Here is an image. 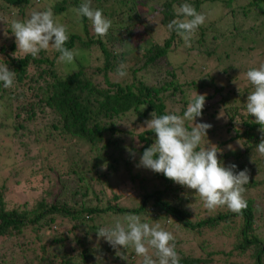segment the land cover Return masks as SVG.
Segmentation results:
<instances>
[{"label":"trees","instance_id":"1","mask_svg":"<svg viewBox=\"0 0 264 264\" xmlns=\"http://www.w3.org/2000/svg\"><path fill=\"white\" fill-rule=\"evenodd\" d=\"M83 2L0 0V17L9 24L13 19H27L38 7H51L67 27L65 47L98 50V63L79 62L76 69L64 71L55 50H42L35 58L26 56L0 34V66L16 73L14 87L6 89L0 83V110L5 111L0 127L11 131L23 149L36 144L42 161H47L43 192L32 204L9 202L7 183L0 186V264H141L142 258L131 248L120 249L127 260L122 259L96 232L128 213L139 215L142 222L160 223L165 230L179 229L198 237L215 229L220 235L213 242L232 241L217 248L205 239L196 254L177 249L183 241L175 238L180 264H264V222L256 213L257 198L246 196L247 207L240 213L225 207L212 216L191 218L193 213L181 198L185 187L137 167L155 134L134 129L151 119L154 111L182 115L192 94L205 95L202 116L195 121L211 125L209 140L202 146L212 144L220 128L234 132L216 144L218 157L227 167L236 165L237 174L247 169L249 182L243 195L260 188L258 198L264 200V157L256 152L261 126L246 111L253 86L239 84V91L238 85L230 87L229 78L219 84L214 76L201 81L181 76L196 71L197 55L217 54L233 36L250 38L251 54L257 50L256 42L264 41V0H88L112 21L104 37L94 34L86 17L77 19L73 9ZM183 3L203 14L217 12L198 28L191 46L167 28L178 18L173 5ZM183 49L189 55L177 62ZM120 63L127 65L124 78L117 76ZM28 80L37 81V86H28ZM195 123L186 121V126ZM215 124L220 128H214ZM129 135L126 143L124 137ZM229 140L237 141L238 147L228 148ZM120 172L123 180L113 182ZM46 230L50 235L42 238Z\"/></svg>","mask_w":264,"mask_h":264},{"label":"clouds","instance_id":"2","mask_svg":"<svg viewBox=\"0 0 264 264\" xmlns=\"http://www.w3.org/2000/svg\"><path fill=\"white\" fill-rule=\"evenodd\" d=\"M173 10L178 18L171 20L167 28L174 30L186 46H191V40L205 23L206 16L189 3L173 5ZM73 12L77 19L86 17L90 21L96 36H106L111 28L112 21L104 16L102 10L93 9L88 0ZM0 21L5 22L8 28L10 26L15 36L16 52L35 58L42 50L51 48L60 53L58 62H74V52L65 47L69 39L67 27L59 22L51 7L33 11L23 21L13 19L9 24L5 17H0ZM4 35H8L7 30ZM126 69L127 65L120 63L117 76L124 78ZM15 76L16 73L7 65L0 66V83L4 88L14 87ZM246 78L253 86L247 95L246 111L261 126L262 137L256 145V152L264 157V65L247 71ZM205 102L206 96L196 91L189 98L182 115L151 113L152 118L144 123L145 128L155 134V141L143 151L137 167L163 174L176 184L194 190L195 197L210 213L225 207L233 213H240L247 207L243 194L244 186L249 182L248 171L245 169L237 174L234 172L236 165L225 167L220 161L216 145L202 146L211 125L195 121L202 116ZM186 121H194L195 126L187 127ZM105 168L103 165L102 170ZM189 207L192 208L191 205ZM96 232L98 238L108 242L122 259L127 260L120 249L131 248L137 257L142 258L141 264H180L175 236L160 223L142 222L139 215L128 213L117 218L110 227H100Z\"/></svg>","mask_w":264,"mask_h":264},{"label":"rangeland","instance_id":"3","mask_svg":"<svg viewBox=\"0 0 264 264\" xmlns=\"http://www.w3.org/2000/svg\"><path fill=\"white\" fill-rule=\"evenodd\" d=\"M37 10L44 9L38 7ZM216 13L217 12L215 10L211 12H204V15L206 18L209 16L210 19H213ZM6 30L8 32L7 36L4 35ZM0 34L4 35V37H9L8 39L15 42V36L8 31V26L3 21H0ZM256 39L258 41V38ZM227 43L228 46L225 45V47H220L217 54L214 53L212 56H208L204 52L199 55L195 54V52H191L193 56L197 55V57L200 59V65L197 66L196 71L190 70L188 71V74L182 73L181 76L187 81L191 79H196L198 81H201L202 79L208 80L210 76H214L219 84H222L223 78H229V82L226 81L225 84L228 82L230 87H234L239 84L246 86V84L249 82L246 78L247 71L252 69V66L254 65H257V68H259L261 65H264V41H262V43L256 42V47L258 46V49L255 51L253 50L252 54L250 50L253 46L250 38L248 40H244L242 36H233ZM238 46H242L243 50L247 49L248 51L246 53L243 50L240 51ZM73 52L75 54L74 62L71 64L62 62V70L71 71L76 69L79 62H82L86 65L98 63V59H96L98 50L96 48H92L91 50L74 49ZM226 52H229L231 56L227 55ZM178 54L179 55L176 57L177 62H183L189 55L185 49L181 50ZM233 66L234 68L230 69ZM225 69H229L228 72L225 73ZM37 84V81H27V85L32 88H35ZM204 92L206 93V91ZM4 113L5 111L3 109L0 110V115H3ZM47 117L49 118L48 113ZM145 127V123H137V125L134 126V129L135 131H143L146 129ZM214 128L220 127L218 124L217 126L215 124ZM231 132L227 131L226 128H220V130H218L216 133L219 139H215L212 145H216L217 143L230 139V137L235 135L234 132L232 134ZM124 138L126 139V143H129L130 135ZM208 138L209 135L208 137L204 138L203 143L208 142ZM236 143L237 141L235 140H229L226 146L228 148H235L238 147V144ZM46 166L47 161H42L40 149L36 144H33L32 147L28 146L23 149L20 144H17V141L15 138H13L11 131L0 127V186L3 184V182L7 183L8 188L6 189V198L9 202L32 204L37 198H39L43 192L42 180ZM224 166L227 167V164H224ZM123 178L124 174L120 172L117 174V177H112V180L113 182H121ZM259 189L260 188L249 190V192L245 194L244 198L246 196L257 198V202H254V205H256V213L257 215L261 216L260 219L264 222V200L258 198ZM181 198L185 202V207H187L193 213L191 218H195L197 220L212 216L218 211H225L224 208H218L214 212H208L203 207L202 201H200L198 197H195L194 190L186 188L183 189L181 192ZM189 205H191L192 208H190ZM177 226H180L179 223H177ZM171 232L174 234L176 239H180L182 237L183 242L179 244L177 249L184 250L186 252L194 251L196 254H199V250L197 249L199 242L204 241L205 239L210 240L212 245L217 246V248L221 247L222 245L228 246L229 243L232 242L224 238L213 242L215 237L220 235L215 229L213 231L203 232V234L199 237L195 233L188 231L183 232L179 229H173ZM258 232H260L259 229ZM47 235L49 236L50 234H48V231L46 230L45 233H42V238H46Z\"/></svg>","mask_w":264,"mask_h":264}]
</instances>
